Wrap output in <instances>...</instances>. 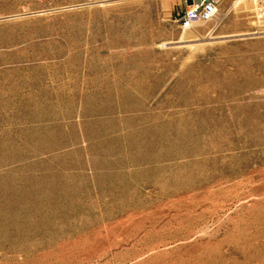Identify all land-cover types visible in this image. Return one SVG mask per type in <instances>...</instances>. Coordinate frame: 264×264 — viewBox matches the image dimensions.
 <instances>
[{
  "label": "rangeland",
  "instance_id": "rangeland-1",
  "mask_svg": "<svg viewBox=\"0 0 264 264\" xmlns=\"http://www.w3.org/2000/svg\"><path fill=\"white\" fill-rule=\"evenodd\" d=\"M180 1L0 0V264H264V15Z\"/></svg>",
  "mask_w": 264,
  "mask_h": 264
},
{
  "label": "bare ground",
  "instance_id": "bare-ground-1",
  "mask_svg": "<svg viewBox=\"0 0 264 264\" xmlns=\"http://www.w3.org/2000/svg\"><path fill=\"white\" fill-rule=\"evenodd\" d=\"M232 6L235 8V9H238V10H245V11H250V12H252L254 15H255V17H256V22H259L260 21V18H262V9L260 8V5L258 4V0H233L232 1ZM252 22H254V21H252ZM186 30H190V29H186ZM182 31H185V30H182ZM261 32V31H260ZM231 35V34H230ZM233 35V34H232ZM223 36H228V35H222V36H220V37H223ZM189 40H194V39H192V38H190V39H185V38H183L182 36L179 38V39H177V40H174V41H171L170 43H176V44H178V43H181V42H185V41H189ZM105 96V95H104ZM98 98H99V96H98ZM100 102V101H99ZM88 104V103H87ZM108 109V108H107ZM90 114V113H89ZM104 114V113H103ZM106 114V113H105ZM108 114V113H107ZM97 115V114H96ZM244 115V114H243ZM248 115V114H247ZM247 118V117H246ZM109 119V118H108ZM249 119H251V118H249ZM126 120V119H125ZM169 120H171V119H169ZM175 120H177V119H175ZM174 120V121H175ZM202 120H203V118H202ZM234 120V119H233ZM253 120V119H252ZM180 121V120H179ZM125 122V121H124ZM169 122V121H168ZM178 122V121H177ZM206 122V121H205ZM205 122H204V124H205ZM244 122H246V121H244ZM248 122V121H247ZM246 122V123H247ZM94 123V122H93ZM92 123V124H93ZM126 123V122H125ZM170 123V122H169ZM181 123V122H180ZM225 123V122H224ZM230 123V122H229ZM240 123H241V120H240ZM86 124V123H85ZM128 124V123H127ZM244 124V123H243ZM242 124V125H243ZM248 124V123H247ZM100 125V124H99ZM106 125V124H105ZM144 125V124H143ZM167 125V124H166ZM224 125V124H223ZM236 125H238V124H236ZM249 125V124H248ZM130 126V125H129ZM145 126V125H144ZM144 126H143V128H144ZM167 126H169V125H167ZM196 126V125H195ZM232 126V125H231ZM244 126H246V124L244 125ZM243 126V127H244ZM264 126V125H263ZM140 127V126H139ZM160 127V126H159ZM164 127H165V125H164ZM170 127V126H169ZM189 127H190V125H189ZM240 127V126H239ZM249 127H250V125H249ZM258 127V126H257ZM261 127H262V125H261ZM103 128V127H102ZM102 128H101V130H102ZM116 128V127H115ZM118 128V127H117ZM219 128V127H218ZM227 128V127H226ZM242 128V127H241ZM264 128V127H263ZM136 129V128H135ZM149 129V128H148ZM166 129V128H165ZM175 129V128H174ZM202 129V128H201ZM240 129V128H239ZM100 130V129H99ZM118 130V129H117ZM170 130V129H169ZM176 130V129H175ZM197 130V129H196ZM222 130H224V129H222ZM250 130H251V128H250ZM252 130H253V128H252ZM260 130V129H259ZM132 131H133V129H132ZM136 131V130H135ZM173 131V130H172ZM209 131V130H208ZM236 131V130H235ZM238 131H240V130H238ZM111 132V131H110ZM142 132H145V131H142ZM149 132V131H148ZM152 132V131H151ZM165 132V131H164ZM171 132V131H170ZM169 132V133H170ZM243 132H244V130H243ZM251 132V131H250ZM134 133V132H133ZM160 133V132H159ZM172 133V132H171ZM175 133H176V131H175ZM179 133V132H178ZM241 134H242V131L240 132ZM49 134V133H48ZM95 134V133H94ZM97 134V133H96ZM95 134V135H96ZM145 134V133H144ZM151 134V133H150ZM154 134V133H153ZM223 134V133H222ZM221 134V135H222ZM240 134V135H241ZM247 133L245 132V135H246ZM106 135V134H105ZM146 135V134H145ZM144 135V136H145ZM165 135V134H164ZM210 135V134H209ZM98 136V135H97ZM102 136H104V135H102ZM130 136V135H129ZM133 136V135H132ZM223 136V135H222ZM121 137V136H120ZM150 137V136H149ZM162 137V136H161ZM174 137V136H173ZM205 137V136H204ZM240 137V136H239ZM100 138V137H99ZM111 138V137H110ZM138 138V137H137ZM152 138V137H151ZM219 138V137H218ZM222 138V137H221ZM220 138V140H222ZM225 138H227V136L225 137ZM224 138V139H225ZM126 139V138H125ZM209 139V138H208ZM239 139V138H238ZM105 140V139H104ZM129 140V139H128ZM155 140V139H154ZM162 140V139H161ZM213 140H215V139H213ZM213 140H212V142H213ZM219 140V139H218ZM227 140H228V138H227ZM240 140H241V138H240ZM152 141H153V138H152ZM108 142V141H107ZM155 142V141H154ZM192 142V141H191ZM212 142H211V144H212ZM217 142V141H216ZM230 142H231V140H230ZM234 142V141H233ZM242 142V141H241ZM152 143V142H151ZM195 143V142H194ZM223 143V142H222ZM221 143V144H222ZM238 143V142H237ZM148 144V143H147ZM154 144V143H153ZM196 144H198V143H196ZM201 144V143H200ZM210 144V143H209ZM213 144H215V142L213 143ZM229 144H231V143H229ZM243 144V143H242ZM205 145V144H204ZM233 145V144H232ZM172 146V145H171ZM192 146V145H191ZM215 146V145H214ZM208 147V146H207ZM213 147V146H212ZM211 147V148H212ZM218 147H220V146H218ZM200 148V147H199ZM214 148V147H213ZM215 148H216V146H215ZM188 149V148H187ZM204 149V148H203ZM203 149H200L199 151H203ZM206 149V148H205ZM198 149H196V151H197ZM105 151H106V149H105ZM187 153V152H186ZM180 154V153H179ZM163 157V156H162ZM142 160V159H141ZM205 160V159H204ZM199 163V162H198ZM195 164V163H194ZM200 164V163H199ZM199 164H198V166H199ZM213 164H215V163H213ZM197 167V166H196ZM208 168V167H207ZM209 169V168H208ZM198 170V169H197ZM205 170V169H204ZM209 171V170H208ZM198 172V171H197ZM200 172V171H199ZM191 174L193 173V172H190ZM201 173V172H200ZM199 173V174H200ZM194 174V173H193ZM203 174V173H202ZM211 174V173H210ZM223 173H221V175H222ZM227 174V173H226ZM196 175V174H195ZM201 176V175H200ZM177 177V176H176ZM179 178V177H178ZM190 178V177H189ZM177 179V178H176ZM205 179V178H204ZM203 179V180H204ZM210 179V178H209ZM213 179V178H212ZM215 179V178H214ZM218 179V178H217ZM217 179H215V180H217ZM222 180V179H221ZM191 181V180H190ZM202 181V180H201ZM210 181V180H209ZM212 181V180H211ZM210 181V182H211ZM181 182V181H180ZM184 182V181H183ZM206 182H208V180L206 181ZM213 182H214V180H213ZM221 182H223V181H221ZM195 183V182H194ZM215 183V182H214ZM219 183V182H218ZM7 184H8V182L7 181H3L2 182V185L4 186V187H6L7 186ZM177 184V183H176ZM207 184V183H206ZM212 184V183H211ZM178 185V184H177ZM187 185V184H186ZM201 186V185H200ZM218 186V185H217ZM175 187V186H174ZM177 187V186H176ZM195 187V186H194ZM202 187V186H201ZM206 188V187H205ZM209 188V187H208ZM207 188V189H208ZM188 189V188H187ZM195 188H191L190 189V192H192V194H190V196H192V195H194V194H196V191L194 190ZM197 189V188H196ZM201 189V188H200ZM199 188H198V190H200ZM212 189V188H211ZM218 189V188H217ZM210 190V189H209ZM208 190V191H209ZM173 191V190H172ZM212 190H210L209 192H211ZM214 191H215V189H214ZM219 191V190H218ZM173 192H175V191H173ZM205 192V191H204ZM27 194H28V189H26V188H24V187H22V186H18V185H16L15 187H13L12 189H11V191H10V195L12 196V195H17V198L16 197H14V199H12L11 201H5V198L4 197H6L7 196V191H6V189L0 194V200L3 198L4 200L1 202L0 201V209H2V211L3 210H5V209H11V208H13V207H15V205H16V202L17 201H19L18 200V196H19V199H26V196H27ZM206 194V193H205ZM208 194V193H207ZM210 194V193H209ZM10 195H8V196H10ZM7 198V197H6ZM9 198V197H8ZM13 198V197H12ZM15 198H16V200H15ZM28 199V198H27ZM13 200H15V201H13ZM23 200V201H24ZM31 200V199H30ZM29 200V201H30ZM25 201H27V200H25ZM33 201V200H32ZM35 201V200H34ZM31 202V201H30ZM23 203V202H22ZM32 203V202H31ZM30 204V203H29ZM34 204V203H33ZM20 205V204H19ZM24 205V204H23ZM22 205V206H23ZM21 206V207H22ZM25 206H27V204L25 205ZM25 206H23V208L25 207ZM29 206V205H28ZM19 207V206H18ZM20 207V208H21ZM16 208V207H15ZM14 208V209H15ZM13 210V209H12ZM6 211V210H5ZM13 212V211H12ZM15 212L16 211H14V214H12V215H14L15 216ZM18 212V211H17ZM16 212V213H17ZM20 212V211H19ZM18 212V213H19ZM21 213V212H20ZM19 213V214H20ZM3 215V214H2ZM8 215H9V213H8ZM23 216V215H22ZM28 216V215H27ZM5 217V216H4ZM8 217V216H7ZM13 217V216H12ZM16 219H18L17 217H16ZM19 219H20V217H19ZM5 220V219H4ZM30 220V219H29ZM3 221V220H2ZM16 221V220H15ZM1 222V221H0ZM10 222H12V221H10ZM14 222V221H13ZM17 222V221H16ZM28 222V221H27ZM1 224V223H0ZM18 224V223H17ZM2 225V224H1ZM4 225V224H3ZM8 225H9V223H8ZM8 225H7V227H8ZM16 225V224H15ZM14 225V226H15ZM19 225V224H18ZM11 226V225H10ZM19 226H21V223H20V225ZM4 227H5V225H4ZM6 227V228H7ZM28 227V226H27ZM10 228V227H9ZM26 228V227H25ZM2 229V228H1ZM15 229H16V227H15ZM19 229V228H18ZM21 229V228H20ZM9 230V229H8ZM27 230V229H26ZM7 231V230H6ZM15 231H17V230H15ZM2 233H3V231H2ZM5 233V232H4ZM3 233V234H4ZM16 233H19V232H16ZM29 233H30V231H29ZM2 234V235H3ZM15 234V233H14ZM13 234V235H14ZM26 234V233H25ZM12 235V236H13ZM22 235V234H21ZM20 235V236H21ZM28 235V234H27ZM9 236H11V235H9ZM18 236V235H17ZM23 236V235H22ZM5 237H7V236H5ZM26 237V236H25ZM21 238V237H20ZM1 239V238H0ZM17 239V238H16ZM2 240V239H1ZM5 239H3L2 241H4ZM10 240V239H9ZM13 240V239H12ZM14 241V240H13ZM6 242V241H5ZM0 243H3V242H0ZM0 245H2V244H0ZM11 245V244H10ZM15 245H17V244H15ZM21 245V244H20Z\"/></svg>",
  "mask_w": 264,
  "mask_h": 264
},
{
  "label": "built area",
  "instance_id": "built-area-1",
  "mask_svg": "<svg viewBox=\"0 0 264 264\" xmlns=\"http://www.w3.org/2000/svg\"><path fill=\"white\" fill-rule=\"evenodd\" d=\"M224 0H181L175 15L177 27L192 29L217 18L223 8ZM264 15V0H258Z\"/></svg>",
  "mask_w": 264,
  "mask_h": 264
}]
</instances>
